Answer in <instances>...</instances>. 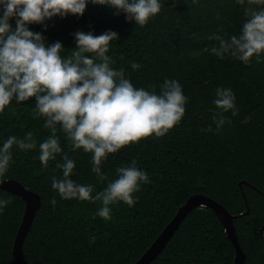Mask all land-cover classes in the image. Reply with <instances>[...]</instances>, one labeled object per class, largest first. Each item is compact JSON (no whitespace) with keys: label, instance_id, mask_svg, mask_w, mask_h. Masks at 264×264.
I'll list each match as a JSON object with an SVG mask.
<instances>
[{"label":"trees","instance_id":"obj_1","mask_svg":"<svg viewBox=\"0 0 264 264\" xmlns=\"http://www.w3.org/2000/svg\"><path fill=\"white\" fill-rule=\"evenodd\" d=\"M161 10L140 26L116 15L108 5L87 3L82 16L68 14L32 23L27 27L41 33L46 46L59 41L62 58H71L76 48L74 33L105 31L118 33L110 42L109 56L116 70L137 89L160 94L161 85L176 80L187 97L180 122L163 137L154 134L129 143L102 161L100 181L92 171L93 153L73 150L62 128L56 136L62 151L44 167L38 159L39 145L52 135L45 117L36 115V97L17 102L15 98L0 112V147L9 136L23 139L28 132L36 140L34 149L14 145L8 170L0 178L18 180L38 193L41 204L23 240L25 259L33 264H133L171 220L178 207L195 193L219 202L234 218L236 236L245 253L243 264H264V52L244 64L231 53L223 58L221 36L241 34L248 17L237 0H160ZM3 5H0V15ZM15 20L9 23L15 29ZM94 58L95 54H87ZM95 62H99L96 60ZM139 65L133 69L131 65ZM231 89L238 114L224 112L213 101L216 89ZM223 115L219 131L215 120ZM250 117L246 123L245 118ZM211 127L213 131H206ZM73 160L70 176L75 183L91 185L92 196L118 178L117 169L133 160L148 173L133 194L137 201H122L110 208V219L98 215L101 201L62 199L52 188V178H63L64 156ZM55 198L56 203L51 202ZM0 200L11 201L0 210V264H18L12 254L14 238L25 203L17 195L0 189ZM94 238V240H93ZM235 249L224 227L209 207L190 210L165 247L148 264H232Z\"/></svg>","mask_w":264,"mask_h":264},{"label":"clouds","instance_id":"obj_2","mask_svg":"<svg viewBox=\"0 0 264 264\" xmlns=\"http://www.w3.org/2000/svg\"><path fill=\"white\" fill-rule=\"evenodd\" d=\"M89 0H0L3 12L0 15V112H3L15 98L17 102L36 97V115L45 117V127L52 129V135L39 145L38 159L47 167L50 159L62 151L56 126L59 125L72 142L73 150L83 149L93 153L92 171L100 181L106 176L101 172L102 161L129 143L138 142L151 135L163 137L178 124L185 113L187 97L176 80H165L160 94L155 91L137 89L125 77L123 70L111 67L114 61L105 53L109 44L117 40L118 33L105 31L94 36L91 32L74 33L76 48L71 58H62L61 42L46 46L41 33L28 29L32 23L43 24L57 15L82 16ZM249 5H264V0H247ZM93 4L108 5L116 15L123 12L127 21L143 26L161 10L160 0H91ZM243 6L245 0H237ZM247 20L241 34L228 39L213 36L219 41V48L211 51L223 58L225 53L249 64L255 55L257 59L264 52V7H246ZM15 20L13 30L9 20ZM95 54L93 57L87 55ZM98 60L99 62H95ZM133 69L138 64L131 65ZM218 109L232 115L238 114L235 97L231 89H216L213 101ZM217 131L227 122L221 115ZM250 117L245 118V123ZM206 131H213L211 127ZM16 145L28 150L36 147L32 132L23 139L9 136L0 147V175H3L12 160L11 149ZM64 163L58 164L63 178H52V188L62 199L101 201L103 207L98 215L110 219L108 205L122 201L132 206L137 201L133 194L140 184L149 182L148 173L138 169L133 160L128 166L117 169L118 178L107 184L95 197L91 185L75 183L70 176L75 168L73 160L64 156ZM56 203L55 198L51 201ZM11 201L0 200V210ZM94 240V238H93Z\"/></svg>","mask_w":264,"mask_h":264},{"label":"water","instance_id":"obj_3","mask_svg":"<svg viewBox=\"0 0 264 264\" xmlns=\"http://www.w3.org/2000/svg\"><path fill=\"white\" fill-rule=\"evenodd\" d=\"M0 189L7 190L17 195L25 203L22 220L14 238L12 254L18 264H33L25 259L23 255L22 244L26 233L32 224L35 212L41 204L40 195L24 186L18 180L12 178H0ZM197 207L211 208V210L222 223L225 235L232 242V245L235 249V255L232 264H243L245 261V253L242 251L238 242L233 222L234 218L238 217L239 215L231 214L219 202L202 193L190 195L184 204L178 207L171 220L164 226L162 231L151 243V245L133 264L150 263V261H152L165 247L186 214L190 210Z\"/></svg>","mask_w":264,"mask_h":264}]
</instances>
